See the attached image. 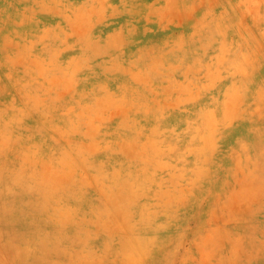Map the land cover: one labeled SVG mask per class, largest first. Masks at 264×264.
I'll list each match as a JSON object with an SVG mask.
<instances>
[{
    "label": "rangeland",
    "instance_id": "374dc122",
    "mask_svg": "<svg viewBox=\"0 0 264 264\" xmlns=\"http://www.w3.org/2000/svg\"><path fill=\"white\" fill-rule=\"evenodd\" d=\"M0 207V264H264V0H0Z\"/></svg>",
    "mask_w": 264,
    "mask_h": 264
},
{
    "label": "bare ground",
    "instance_id": "6f19581e",
    "mask_svg": "<svg viewBox=\"0 0 264 264\" xmlns=\"http://www.w3.org/2000/svg\"><path fill=\"white\" fill-rule=\"evenodd\" d=\"M7 122H9V121L7 120ZM4 123H6V122L4 121ZM49 202H50L49 199L44 201V198L42 196H40V197L36 198L35 201L32 202V204L29 207H26V208H28V210H26L27 212L25 211L26 213H24V214L34 216V218L31 221L32 224L34 223V221L35 222L39 221L40 216H42V214H46V212H49L50 210H52V208H49L48 205L46 204ZM18 209L19 208H17V207L15 208V210L19 211ZM6 212L7 211L0 209L1 215L5 214ZM6 229L9 230L10 227L8 226Z\"/></svg>",
    "mask_w": 264,
    "mask_h": 264
}]
</instances>
